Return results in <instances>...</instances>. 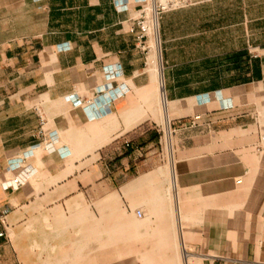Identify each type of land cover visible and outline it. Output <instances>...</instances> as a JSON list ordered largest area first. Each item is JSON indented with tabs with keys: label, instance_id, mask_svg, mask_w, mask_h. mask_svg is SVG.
Instances as JSON below:
<instances>
[{
	"label": "crops",
	"instance_id": "1",
	"mask_svg": "<svg viewBox=\"0 0 264 264\" xmlns=\"http://www.w3.org/2000/svg\"><path fill=\"white\" fill-rule=\"evenodd\" d=\"M226 2L164 10L156 72L143 0H0V264H264V0ZM154 102L176 207L72 222L58 201L153 183Z\"/></svg>",
	"mask_w": 264,
	"mask_h": 264
},
{
	"label": "rangeland",
	"instance_id": "2",
	"mask_svg": "<svg viewBox=\"0 0 264 264\" xmlns=\"http://www.w3.org/2000/svg\"><path fill=\"white\" fill-rule=\"evenodd\" d=\"M220 1L221 4V13L226 8L223 5H226V0H217ZM180 0L177 2L179 3ZM223 15V13H222ZM151 38H148L145 42L147 49V65L148 68V53ZM152 54V53H151ZM150 57V56H149ZM150 68V67H149ZM155 111H154V121L157 123L156 128L159 129L157 133V142L154 145L153 149L155 152L153 155H150L151 161L156 163L158 170L156 171L154 176L152 177L153 183L149 184L147 181L143 182L140 186L136 188H130L127 191L118 190L116 187H113L112 184L105 183H96L92 186L87 187L83 194L76 195L73 199L70 200H60L56 204L59 208H69L72 209L71 218H73L72 222L77 224L84 223H92L94 227L100 223H106V216L99 215L103 212L102 209H110V213H117L120 208L130 207L133 210L139 209L143 213H149L151 209L156 208H172L176 207V202L172 198V189L169 188V172L168 168L164 167L168 165V161L170 160V151L165 143V130H164V121L162 115L157 111L156 104L154 102ZM170 126V134L172 138V148H176L180 146L187 140V134L184 132L181 127L177 124H172L171 121H168ZM196 133V131H195ZM108 155L114 158L113 153H108ZM141 159H147L148 156H139ZM161 166V167H159ZM110 171L114 170L109 168ZM102 173L104 169H101ZM107 171V170H106ZM107 174V172H106ZM58 193L61 194V190H58ZM37 202L31 204V207H37ZM109 223H115L117 220L121 219L120 216H109ZM121 222V221H119ZM143 223V221H142ZM99 232L93 233V239H96V236H99Z\"/></svg>",
	"mask_w": 264,
	"mask_h": 264
},
{
	"label": "bare ground",
	"instance_id": "3",
	"mask_svg": "<svg viewBox=\"0 0 264 264\" xmlns=\"http://www.w3.org/2000/svg\"><path fill=\"white\" fill-rule=\"evenodd\" d=\"M179 0H151L150 3H147L148 13H149V38H151L149 47V53L152 50V54L149 58V63L154 71H158L160 65V56H159V29H158V20L156 18V5L158 2L165 6H170V3L177 4ZM164 97L161 94L160 102L163 104ZM171 133V132H170Z\"/></svg>",
	"mask_w": 264,
	"mask_h": 264
},
{
	"label": "built area",
	"instance_id": "4",
	"mask_svg": "<svg viewBox=\"0 0 264 264\" xmlns=\"http://www.w3.org/2000/svg\"><path fill=\"white\" fill-rule=\"evenodd\" d=\"M151 0H143L144 4L141 5V8L139 10L138 16L134 19V24L130 27L129 31L130 32H136V37L137 40L141 46L142 49L146 50L147 46L145 45L146 40L149 38V13H148V8H147V3H150ZM176 4H171L170 6H165L161 4L160 2L157 3L156 5V18L158 20L159 15L169 7H172ZM135 29H137L135 31ZM198 116H196L194 119H197ZM194 124V123H192ZM127 144V142L125 143ZM21 184V181L17 180L16 185L19 186ZM136 215L138 217H141L142 212L141 210L137 209L136 210ZM2 235V233H0Z\"/></svg>",
	"mask_w": 264,
	"mask_h": 264
}]
</instances>
